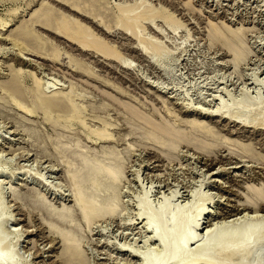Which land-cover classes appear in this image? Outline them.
Wrapping results in <instances>:
<instances>
[{
    "label": "rangeland",
    "instance_id": "374dc122",
    "mask_svg": "<svg viewBox=\"0 0 264 264\" xmlns=\"http://www.w3.org/2000/svg\"><path fill=\"white\" fill-rule=\"evenodd\" d=\"M1 207L15 264H264V0H0ZM178 224L196 239L166 250Z\"/></svg>",
    "mask_w": 264,
    "mask_h": 264
},
{
    "label": "bare ground",
    "instance_id": "6f19581e",
    "mask_svg": "<svg viewBox=\"0 0 264 264\" xmlns=\"http://www.w3.org/2000/svg\"><path fill=\"white\" fill-rule=\"evenodd\" d=\"M76 8H78V7H76ZM75 9V8H74ZM75 11H76V9H75ZM79 11V10H78ZM146 15V14H145ZM149 16V15H148ZM151 16V15H150ZM151 17H153V16H151ZM65 21V20H64ZM64 21H60V23H58L57 24V26L55 25V27H52L51 25L52 24H50V23H46V26L47 27H49V28H52L53 29V32L55 33V34H57V35H59V36H63V37H65V38H70V39H72V40H74V42L75 41H77L79 44H80V46L82 45V48H89V47H96V45L98 44V45H102L100 42H99V40H98V42L99 43H97V40H89V36H91V35H88V37H87V34H89V33H87V28H85V30L83 29V27H82V25H80V23H76L75 21V23H73V24H75V26H77V27H73L72 26V22L71 23H69L70 21H68V22H64ZM132 21V20H131ZM134 21V20H133ZM44 24H45V22H44ZM70 24V25H69ZM129 25V24H128ZM127 26V25H126ZM78 27H80V28H78ZM82 27V28H81ZM129 27H130V29H131V25H129ZM129 27L127 26V28L129 29ZM76 28V29H75ZM77 28H78V30H77ZM80 29V30H79ZM91 41H94V42H91ZM228 43V42H227ZM96 44V45H95ZM97 45V46H98ZM225 45V44H224ZM227 46H225V47H227L229 50H233V48H231V46H233L232 44H226ZM102 47V46H101ZM100 47V49L98 48L97 50H100L101 52H104L105 53V51H106V55H110V54H112V53H114L115 51L114 50H112L111 48H109V47H107V48H109V49H102ZM96 49V48H95ZM112 51H111V50ZM104 50V51H103ZM108 51V52H107ZM114 51V52H113ZM234 51V50H233ZM237 51V50H236ZM235 52V51H234ZM238 52V51H237ZM241 52V51H240ZM108 53V54H107ZM116 53V52H115ZM113 55V54H112ZM113 56H117V55H113ZM118 57V56H117ZM20 81V80H19ZM16 91V90H15ZM43 92V91H42ZM58 93H55L51 98H49L46 102H44V103H46L47 105H48V107H52V106H55V104L58 102V101H62V96H58L57 95ZM44 96V95H43ZM65 97V96H64ZM46 98H48V97H46ZM44 99V98H43ZM64 100V99H63ZM43 102V101H42ZM65 102V101H64ZM70 104V103H69ZM68 104V105H69ZM72 104V103H71ZM73 106V105H72ZM70 108V107H69ZM226 113V112H225ZM223 115H224V113H223ZM167 128H165V130H166ZM162 130V129H161ZM166 132V131H165ZM181 137V136H180ZM86 165H87V167H89L90 168V171H92L93 172V170H94V175H92V176H94L93 178L95 179H92L91 178V183L93 182V181H95V182H97L94 186H96L97 187V185H99V183H98V180H100L99 178H101L104 174H106V175H109V176H111V178H113L114 180L117 178V176L119 175V172H118V174H117V171H113V168H112V170L111 169H108V167H106V168H101L102 166H100V167H97L98 169H96V168H94V169H92V165L91 164H89L88 162H86ZM89 165H91L92 167H90ZM99 168H101V169H99ZM115 170V169H114ZM78 174H76V176H77ZM75 176V177H76ZM101 176V177H100ZM93 180V181H92ZM77 188V187H76ZM78 189H79V187H78ZM82 189V188H81ZM78 190L77 192H78V195H77V197L76 198H78V202H79V205H80V208L81 209H83L84 211H86V213L87 212H89V213H91V212H96V210H97V208H96V203H95V201L94 200H92L93 198L91 197V196H89V195H87V196H89V197H87L86 196V194H84L85 193V191L83 190ZM79 191H82L83 193L81 194V193H79ZM93 196V195H92ZM260 196V195H259ZM92 198V199H89V198ZM260 199L261 198H258L256 201H254V200H251V201H248V204L249 205H251V207H252V210H254L255 212H257L258 210H260V209H257V207H258V205H259V203H260ZM90 200H92V202H94L93 204L91 203V201ZM78 205V204H77ZM2 206V205H1ZM98 206V205H97ZM263 207V206H262ZM259 208V207H258ZM246 209V208H245ZM93 210H95V211H93ZM99 211L101 210V209H98ZM251 210V211H252ZM82 211V210H81ZM239 211V210H238ZM250 212V211H249ZM259 212V211H258ZM89 213H87V214H85L86 215V218H88L87 216L89 215ZM99 213V212H98ZM97 213V214H98ZM149 213L150 212H148V210H146V212L145 213H143V215H149ZM231 213V212H230ZM1 214H2V207L0 208V217H1ZM93 214H95V213H93ZM179 215V216H178ZM239 215V214H238ZM90 216V215H89ZM182 217V216H181ZM85 218V219H86ZM180 218V214H177V216H176V220H177V223L179 222V220H181V219H179ZM157 219H158V222L159 223H163V215H159L158 217H157ZM225 219V218H224ZM184 220V219H183ZM196 225L197 226H199V225H202L201 224V220H199L197 223H196ZM151 226V225H150ZM153 227V231L155 232V236L156 237H160V235H159V231H158V227L156 226V225H154V226H152ZM252 229H254V228H251V227H244L243 229H241V232L239 233V236H238V239H240V240H242V242H245V239L246 238H249L251 235H252V233H253V231H256V230H252ZM211 234V233H210ZM212 235V234H211ZM236 234L235 233H225V234H216V235H214V237L212 238V242L213 243H211L212 245H210V244H208L207 243V245H210L212 248H210V246H207L206 247V245H200L199 247H198V251H199V254H201V255H205V253H206V255H207V253L209 252V254H210V252L213 250V251H217L218 253V255H219V253H221L220 251H223V247L224 246H220L221 245V243H224V240L225 239H235L237 236H235ZM208 236H210V235H208ZM65 238V237H64ZM196 239V235L195 234H190V233H187V232H183V230L181 229V227L179 226V224H178V226L176 225V228L172 231V232H169L168 233V235L164 238V240H163V244H164V248L167 250V249H172V248H174V246H176V244H181V246L183 245V247L186 249L187 248V246H188V244L190 243V242H193V240H195ZM215 239V240H214ZM237 239V238H236ZM237 239V240H238ZM223 240V241H222ZM65 242L67 241V239L66 240H64ZM242 242H240V243H242ZM239 243V244H240ZM222 247V248H221ZM210 248V249H209ZM231 251H227L226 252V254H225V252L223 253L224 255H227V254H230L231 252H235V251H237L236 249H234V247H232L231 249H230ZM234 252L231 254V255H233L234 254ZM212 254V253H211ZM214 255H216V254H214ZM199 256V255H198ZM202 256V257H203ZM227 256H229V255H227ZM0 257L2 258H4V260H9L10 262H9V264H15V261H14V259L12 258V257H8L7 258V256H4V254H2V253H0ZM189 256H188V254H187V249L186 250H184V252H182L181 254H179V253H177V252H173V253H171L170 254V256H169V258L167 259L168 260V262H174V263H178V264H180V263H185L186 261H188V258ZM248 257V256H247ZM200 258V257H199ZM162 262L164 263L165 262V260H162ZM145 264H162L161 263V259L160 258H154V259H151V260H148V261H146L145 262Z\"/></svg>",
    "mask_w": 264,
    "mask_h": 264
}]
</instances>
